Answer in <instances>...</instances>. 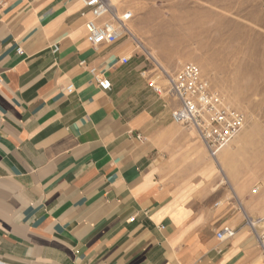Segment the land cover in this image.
I'll list each match as a JSON object with an SVG mask.
<instances>
[{
    "label": "crops",
    "instance_id": "1",
    "mask_svg": "<svg viewBox=\"0 0 264 264\" xmlns=\"http://www.w3.org/2000/svg\"><path fill=\"white\" fill-rule=\"evenodd\" d=\"M88 15L80 0H0V264H264L253 196L178 160L171 107L126 40L89 45Z\"/></svg>",
    "mask_w": 264,
    "mask_h": 264
},
{
    "label": "rangeland",
    "instance_id": "2",
    "mask_svg": "<svg viewBox=\"0 0 264 264\" xmlns=\"http://www.w3.org/2000/svg\"><path fill=\"white\" fill-rule=\"evenodd\" d=\"M109 3L129 32L155 55L154 60L148 56L131 33L121 37L131 46L140 75L143 71L147 75L160 74L157 63L175 74L187 62H194L224 103L243 114V127L220 149L216 159L209 156L194 130L173 123L175 130L186 132L184 137L177 136V141H184V149L176 157L182 163H196V179L206 178L203 171L210 166V177L221 181L216 190L222 186L229 196L252 195L251 209L245 211L257 232L264 231V0H109ZM141 77L146 84L144 75ZM150 92L163 98L167 109L177 104L162 94ZM190 140L199 144L202 155H192L186 150ZM203 191V187L196 189V193ZM262 241L264 244V233Z\"/></svg>",
    "mask_w": 264,
    "mask_h": 264
},
{
    "label": "built area",
    "instance_id": "3",
    "mask_svg": "<svg viewBox=\"0 0 264 264\" xmlns=\"http://www.w3.org/2000/svg\"><path fill=\"white\" fill-rule=\"evenodd\" d=\"M83 9L89 14L84 22L86 40L96 48L100 44H113L125 33H130L124 20L110 5L109 0H80ZM53 51L58 50L55 44ZM21 54L22 49L17 48ZM160 74L153 72L141 75L154 93L163 95L177 102L171 108V120L182 127L195 131L203 143L209 156L215 158L221 148L226 146L244 125L243 114L224 103L221 95L212 89L209 81L203 76L199 66L187 62L175 74L168 73L159 64ZM97 86L107 91L111 89V81L90 68ZM71 91V86L68 87ZM235 230L231 226H223L217 233L219 239L233 236ZM263 233L258 234L261 245Z\"/></svg>",
    "mask_w": 264,
    "mask_h": 264
},
{
    "label": "bare ground",
    "instance_id": "4",
    "mask_svg": "<svg viewBox=\"0 0 264 264\" xmlns=\"http://www.w3.org/2000/svg\"><path fill=\"white\" fill-rule=\"evenodd\" d=\"M130 30V29H129ZM130 35L137 41V44L140 46V48L142 49V50H144V51H146V53L148 54V56H150V57H152V59L154 58L155 59V55L152 53V52H150V51H148V50H146L145 49V47L144 46H142L141 45V43H140V41H138L137 40V38L133 35V33L130 31ZM153 59V60H154ZM156 62V61H155ZM159 62V61H158ZM157 64H159V63H157ZM215 159H216V157H215ZM216 163H218V165H219V162L216 160L215 161ZM225 179V178H224Z\"/></svg>",
    "mask_w": 264,
    "mask_h": 264
}]
</instances>
